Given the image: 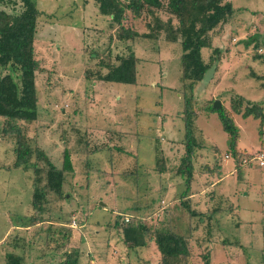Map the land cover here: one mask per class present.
Returning <instances> with one entry per match:
<instances>
[{
	"label": "rangeland",
	"instance_id": "374dc122",
	"mask_svg": "<svg viewBox=\"0 0 264 264\" xmlns=\"http://www.w3.org/2000/svg\"><path fill=\"white\" fill-rule=\"evenodd\" d=\"M34 1L40 13L35 40L42 70L35 79L39 116L25 125L24 132L31 147L43 151L58 168L67 150L75 171L66 174L67 200L51 196L42 221L24 227L26 218L37 216L31 206L35 174L13 168L14 143L0 131V264L8 254L22 258L21 264H62L65 251L76 248L80 264H160L153 241L136 251L127 250L122 242L118 224L143 215L151 231L168 227L170 221L175 232L192 235L189 264H264V169L252 161L239 180L235 164L233 169L225 160L230 155L226 134L215 114L201 113L196 121L194 134L202 149L193 156L195 193L189 198L195 211H221L209 226L206 218L200 223L201 217H191L175 200L186 190L185 180L175 175L185 141L181 45L161 37L116 40L109 19L99 14L93 0ZM226 1L232 4L233 16L214 31L212 48L201 51L206 63L213 49L221 52L196 85L195 112L214 101L215 90L227 110L234 95L264 106L263 81L251 76H264V59L254 58L264 56V0ZM0 10L15 14L20 8L0 4ZM123 24L140 36L153 27L146 14L139 19L128 15ZM250 35L256 43L246 47ZM257 42L263 46L255 49ZM128 48L138 59L135 85L83 79L87 68L99 67L95 54L114 64L117 56L128 54ZM238 121L246 125L251 149L260 146L252 151L257 155L264 147V120ZM160 156L165 159L162 174ZM31 161L45 167L35 156ZM205 164L214 169L212 176L203 169ZM73 220L75 232L69 229ZM69 230L66 245L60 247ZM209 236L211 241H206ZM220 239L239 242L241 247H223Z\"/></svg>",
	"mask_w": 264,
	"mask_h": 264
},
{
	"label": "trees",
	"instance_id": "16d2710c",
	"mask_svg": "<svg viewBox=\"0 0 264 264\" xmlns=\"http://www.w3.org/2000/svg\"><path fill=\"white\" fill-rule=\"evenodd\" d=\"M93 1L99 14L109 19V28L114 31L112 35H115L116 40L133 42L138 37L153 40L161 37L165 42L181 45L183 52L181 81L184 89L182 118L185 123V141L182 146L184 154L178 161L175 175L185 180L186 190L175 200L180 202L181 207L186 209L191 217H201L198 220L200 223L206 218L207 224L211 226L214 223L211 220L215 219L221 210L215 208L209 213L199 212L198 209L195 211L191 209L189 198L195 175L193 156L195 151L202 149L194 134L199 114H215L217 116L221 129L227 136L226 153H229V157L233 159L240 177L243 170L255 160L253 154L245 155L248 153L241 152L238 148L240 134L234 116H240L243 119L264 120L263 104L251 102L240 95L231 97L229 110L223 106L215 108L212 100L204 103L198 112L192 108L196 85L213 68L214 56L221 52L218 48L213 49L210 60L206 63L202 59L201 51L203 48H212L214 31L231 20L234 12L232 4L226 0ZM0 4L12 8L19 6L20 8L19 13L15 14L0 10V120H2L0 131L2 137H7L14 143L15 162L13 168L24 171L31 169L35 174L31 206L37 216L26 218L28 225L24 227H29L42 221V214L47 210L51 196L56 200H67L63 189L66 184V174L72 173L75 168L67 150L63 153L62 166L56 167L43 151L31 147L24 132L25 125L36 122L39 116V98L35 79L37 73L42 70L40 68L41 62L37 60L35 55L37 23L40 18L37 4L34 0H0ZM143 14L151 18L153 27H149L150 33L140 36L132 29L124 27L123 23L128 15L131 16V19H139ZM160 14L168 16L167 20H162ZM173 20L176 21V24L173 23ZM253 41L256 43L253 35L248 36L245 46L251 45ZM259 45L261 44H254L255 49ZM254 58L264 59V56L256 54ZM94 59H98L99 67L95 70H88L89 68H87L83 75L84 80L122 85L136 84L138 59L130 48H128L126 56H117L114 64L104 63L105 58L98 57L97 54H95ZM251 76L256 77L258 81H263L261 86L264 90V76L258 77L253 73ZM262 101L264 103V99ZM259 153H264V147L257 154ZM33 156L37 162L44 163L45 167H39L36 162H32ZM216 159L218 160V158ZM157 163L159 165L158 171L162 174L165 170V159L160 156ZM203 169L209 176L214 173V169L210 168L208 164H205ZM241 179L242 177L239 178V180ZM209 199L212 201L211 196ZM139 208L142 209L141 206ZM143 209L147 210V206ZM134 211L139 213V210ZM132 217H135L134 222L118 224L122 231V242L124 246H127V250L136 251L146 248L149 240H151L155 243L160 254V264H189V258L191 259L189 238L192 237L189 232H186L187 236L175 232L170 221L169 226L171 228L167 225L168 227L162 226L151 231L142 221V217L145 215L138 218ZM75 228L69 226L72 231L73 229L77 230ZM71 230L62 236L60 247L66 245L65 240L69 239ZM208 231L210 232V230ZM210 237L206 241H211ZM220 241L223 247L226 245L241 247L239 242H230L227 239H220ZM213 242H217V240H213ZM64 256L62 264H80L81 252L79 248L66 250ZM206 259L208 258L206 257ZM21 260L22 258L13 254L5 256V264H21Z\"/></svg>",
	"mask_w": 264,
	"mask_h": 264
},
{
	"label": "crops",
	"instance_id": "0c3cea01",
	"mask_svg": "<svg viewBox=\"0 0 264 264\" xmlns=\"http://www.w3.org/2000/svg\"><path fill=\"white\" fill-rule=\"evenodd\" d=\"M261 46H263V45H261ZM223 69H224V67H223ZM224 72V71H223ZM225 73V72H224ZM212 78V77H211ZM215 78H216V80H217V77L215 76ZM219 78H220V75H219ZM214 81V80H213ZM219 85V84H218ZM217 90H215V93H216V96L218 97L219 95L217 94L218 93V91L216 92ZM240 96H242V95H240ZM215 98L214 99V101H216L218 98ZM243 98H245L244 96H242ZM247 100H252L253 101V99H247ZM218 101L220 102L221 101V99H218ZM221 103H222V101H221ZM220 106H221V104H220ZM238 119H241L242 121H244L245 119H242L241 117H239V116H234V121H235V124L237 125V127L239 128V141H238V148H239V150L242 152V148H250V150H247V149H243L244 151V153L246 152V153H249V154H252V151L254 150V149H256V150H258L259 149V147H257V148H254V149H251V147L247 144V142H248V131H247V129H246V125H243L242 124V122L240 123L239 121H238ZM241 125H240V124ZM226 140H227V136H226V139H225V145H226ZM226 150H227V148H226ZM225 160L226 161H228L229 162V166H231V167H233V169H234V161H233V159L231 158V157H229L228 155H227V158H225ZM231 160H232V162H231ZM192 186H193V184H192ZM192 192H193V189L191 190V192L189 193L190 195V198H191V195L192 196H194L193 194H192ZM194 193V192H193Z\"/></svg>",
	"mask_w": 264,
	"mask_h": 264
},
{
	"label": "built area",
	"instance_id": "2783aa9c",
	"mask_svg": "<svg viewBox=\"0 0 264 264\" xmlns=\"http://www.w3.org/2000/svg\"><path fill=\"white\" fill-rule=\"evenodd\" d=\"M254 160L255 162L258 163V166L260 168H263L264 169V153H259L257 155L254 156ZM127 222V220H126ZM76 225L75 221L73 220L72 223H71V227L74 228Z\"/></svg>",
	"mask_w": 264,
	"mask_h": 264
},
{
	"label": "water",
	"instance_id": "95a60500",
	"mask_svg": "<svg viewBox=\"0 0 264 264\" xmlns=\"http://www.w3.org/2000/svg\"><path fill=\"white\" fill-rule=\"evenodd\" d=\"M125 1H126V0H125ZM213 106H214L215 108H220V102H219L218 100L214 101Z\"/></svg>",
	"mask_w": 264,
	"mask_h": 264
}]
</instances>
